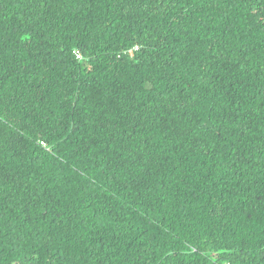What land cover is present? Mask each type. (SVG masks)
I'll return each mask as SVG.
<instances>
[{"label": "trees", "instance_id": "trees-1", "mask_svg": "<svg viewBox=\"0 0 264 264\" xmlns=\"http://www.w3.org/2000/svg\"><path fill=\"white\" fill-rule=\"evenodd\" d=\"M0 264H264V0H0Z\"/></svg>", "mask_w": 264, "mask_h": 264}]
</instances>
